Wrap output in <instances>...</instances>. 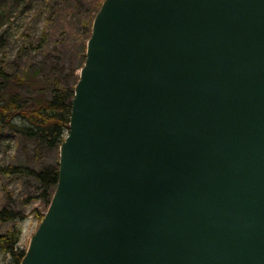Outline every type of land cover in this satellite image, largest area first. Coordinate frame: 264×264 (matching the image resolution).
<instances>
[{
    "label": "water",
    "instance_id": "obj_1",
    "mask_svg": "<svg viewBox=\"0 0 264 264\" xmlns=\"http://www.w3.org/2000/svg\"><path fill=\"white\" fill-rule=\"evenodd\" d=\"M20 264H264V0H104Z\"/></svg>",
    "mask_w": 264,
    "mask_h": 264
},
{
    "label": "rangeland",
    "instance_id": "obj_2",
    "mask_svg": "<svg viewBox=\"0 0 264 264\" xmlns=\"http://www.w3.org/2000/svg\"><path fill=\"white\" fill-rule=\"evenodd\" d=\"M103 2L0 0V68L22 80L15 91L29 99L41 87L50 94L55 79L65 93L75 87L86 58L89 29ZM4 86L11 88L0 79V87ZM59 148H47L5 128L0 131V166L51 169L58 165ZM4 209L18 219L0 223V235L17 233L15 252L26 251L39 217L47 210L39 184L27 176L0 175V210ZM0 264H12V257L0 254Z\"/></svg>",
    "mask_w": 264,
    "mask_h": 264
},
{
    "label": "trees",
    "instance_id": "obj_3",
    "mask_svg": "<svg viewBox=\"0 0 264 264\" xmlns=\"http://www.w3.org/2000/svg\"><path fill=\"white\" fill-rule=\"evenodd\" d=\"M90 35L91 26L87 39ZM0 79L8 87L11 86L10 89L0 87V131L9 128L22 136L37 140L47 148H59L65 139V132L69 130L74 88L65 93L58 87V80L55 79L50 94L41 87L38 94L29 99L15 91L22 80H17L3 68H0ZM0 175L33 178L40 186L41 199H44L47 208L57 184L58 165L40 171L28 167L0 166ZM15 215L10 210H0V223L17 221L18 217ZM43 215L39 217V223ZM17 240L18 235L14 232L0 235V254L12 257V264H20L25 254V251L15 252Z\"/></svg>",
    "mask_w": 264,
    "mask_h": 264
}]
</instances>
